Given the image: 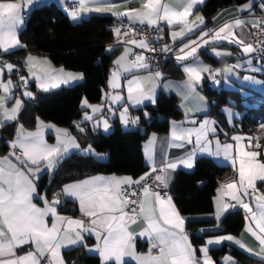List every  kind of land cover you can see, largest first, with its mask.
<instances>
[{"label": "snow or ice", "instance_id": "snow-or-ice-1", "mask_svg": "<svg viewBox=\"0 0 264 264\" xmlns=\"http://www.w3.org/2000/svg\"><path fill=\"white\" fill-rule=\"evenodd\" d=\"M33 2L34 0H0V55L27 47L21 43L18 29L24 23V5H31ZM125 2L138 3L140 6L122 12H111L118 6L111 0H77L79 10L97 13L109 11L117 20V26L111 30L117 38V43L108 46V50L124 46V51L113 61L114 70L110 74L108 87L110 89L126 87L127 96L125 98L120 92L106 93L102 99L110 100L111 104L121 103L119 118L125 126L138 124L140 119L130 115V107L140 106L145 101L155 104L158 85L164 79L160 71H151V65L143 51L137 53L126 46L131 44L141 50H151L146 39L137 40L131 37L124 39L128 37L129 32L135 31L128 28L122 33V21L125 17L130 23L139 22L141 25L146 23L149 27L155 26L157 30H161L160 22L166 23L170 29L179 26L181 31H172L174 42L178 37H184L198 30V39L183 44L178 50L175 56L177 61L194 57L197 48L208 45L210 41L215 43L227 41L229 44L239 46L244 55L258 53L257 58L264 62V16L255 17L252 13L255 0H249L247 4L237 9L239 13L247 11L250 18L242 19L237 16L217 29L210 30L201 28L205 23L202 15H195L191 23L188 19L193 15L194 8L202 4L203 0H183L179 7L162 3V0H125ZM259 7L264 12V2H261ZM69 14L74 20L79 17L78 10H73ZM244 27H248L253 33L254 42H246L234 32V29ZM163 51H170L169 46L165 45ZM216 55H231V53L217 52ZM248 63L251 65V59ZM23 66L27 68L29 76L35 79L37 89L43 92L83 79L82 73L65 72L63 69L54 71L40 68L39 72L43 73L41 75L33 71L38 66V61L31 54L26 57ZM139 70L147 71L148 75L134 74ZM229 70L225 69V71ZM213 71L219 73L221 70H213L202 63L196 66H184L183 72L188 79L179 87L186 93L185 99L195 94L196 84L201 81L202 73L211 74ZM13 72L18 75L16 84L10 78ZM19 72L17 65L0 60V90H2L0 128L9 126L14 128L12 133H8L12 139L3 141L8 152L0 156V264H66L61 249L68 246H81L89 251L94 249L99 254L102 264H126L125 257L132 258L137 264H217L209 252L212 246L225 242H231L244 252L259 257L261 264H264V189L258 187V184L264 185V144L260 143L261 138L234 135L231 137L233 143L222 144L216 136L215 121L208 119L197 121L190 118L188 113L193 109L188 108L184 121H172L168 141L169 146L175 144L176 147L194 144L193 150L183 158L170 160L167 158V149H164L162 159L157 164L153 152L146 149L145 156L149 171L138 178L115 175L91 176L63 185L49 199L47 191H38L39 174L45 170L54 172L67 158L70 149H81V146L68 129H56L57 133L62 134V138L58 136L55 144L47 143L44 138V128L55 126L46 125L38 116L35 117L34 131L27 130L20 123V114L24 109L22 98L34 100L35 95L28 90L29 77L20 75ZM5 73L9 76L6 81L3 79ZM122 73L131 76L126 79V85L123 86L119 83ZM245 79L253 78L245 77ZM253 82L258 81L253 79ZM14 89L21 91L18 95H14ZM13 99L14 104L9 108L8 104ZM111 104L108 107L110 112L113 111ZM81 107L91 109L93 115L85 111L83 120L74 122V127L80 133L86 131L82 125L90 121L93 130L102 124L103 130L108 131V119L103 116L97 118L94 115L102 111L103 104L91 105L87 98H84ZM196 110H199V106ZM144 117L149 118L148 112H144ZM184 124H191L193 127H184ZM261 127L264 128V125ZM213 139L214 152L211 147ZM154 143L155 134L150 139L149 145ZM81 151L85 155H100L91 145H87ZM197 151L216 157L222 153L224 159L230 161L233 176L219 184L217 193H222L224 197L235 203L220 202L218 199L214 219L221 221L222 215L230 208L238 206L243 209L244 231L259 242L258 252H254L241 239L231 234L216 235L207 239L198 249L193 247L185 230L186 219L177 209L173 198L167 192L162 193L161 189L169 187V170L175 171L179 165L187 169L194 167ZM61 196L66 201L78 203L82 218L75 219L59 214ZM34 200H40L43 207L34 203ZM253 201L255 207L252 206ZM49 218H51L50 223ZM140 219L145 222V227L139 233L131 232L129 225ZM85 234L95 237L97 243L93 247L86 244ZM137 235L148 239L151 244L148 253L135 251L134 240ZM25 246H28V250L18 254ZM221 264H239V262L226 255Z\"/></svg>", "mask_w": 264, "mask_h": 264}, {"label": "trees", "instance_id": "trees-1", "mask_svg": "<svg viewBox=\"0 0 264 264\" xmlns=\"http://www.w3.org/2000/svg\"><path fill=\"white\" fill-rule=\"evenodd\" d=\"M248 1L206 0L203 6L197 10L205 20L201 28H209L212 19L221 10L242 5ZM111 21L112 19L109 17L91 16L79 23H71L68 17L54 4L34 8L29 12L24 27L18 35L21 43L27 46L26 50L8 54L5 56L6 59L23 71L22 61L28 52L47 55L55 66L67 71L82 73L83 81L72 87L62 88L50 93L37 92L31 84L30 89L35 95L37 105H32L23 100L24 109L20 114V123L27 130H32L35 127V117L38 116L46 123L66 128L70 133H76L74 122L80 120L82 116L81 101L87 98L89 104L101 103L108 77L113 70V61L121 51L119 47L108 52L105 49L107 45L112 44L114 41L112 33L106 29ZM197 34H194L191 38L196 37ZM200 57L207 63L215 65L214 60L208 54L201 53ZM172 66L173 60H166L161 67L162 73L165 74V77L179 78L180 73L171 70L170 67ZM11 78L13 81L16 80V76ZM201 92L209 100L211 104L209 113L216 118L220 128L225 129L226 132L253 135L256 121L263 116L262 113L260 114V110L264 107V101L258 109L248 111L251 112V115H244L239 122L235 123L233 129H228L224 116L219 110L228 105V97L233 92L212 89L207 83L202 84ZM235 108L239 111L242 110L239 104ZM145 111L149 114V125L143 119ZM130 113L133 116L140 117V127L145 129L144 135H141L138 131L123 133L116 122L114 123L115 130L109 137H103L99 133L96 134L91 130H87L82 138L97 153H106L108 155L107 161L101 162L92 156L71 154L56 168L48 186L45 187L46 175L39 179L38 191L41 192L44 188L48 193V197H50L61 185L88 176L103 174L126 175L137 178L146 172L141 151L146 137L151 133H166L169 122L180 120L183 114L177 107L176 98L162 92L157 95L153 106L130 110ZM158 116H163V119L159 120ZM13 131L14 128L11 126L0 128V134H2L0 155L7 153L8 148L3 141L12 139V136L8 133ZM231 175L232 170L230 168L219 166L206 157L198 158L195 161L193 172L178 171L172 183L171 194L181 215L211 214L216 188ZM69 205L66 203L65 207L68 208ZM68 212L74 214L70 210ZM243 222L242 212L235 210L227 213L220 221L218 224L220 231L201 232L202 229H212L217 226L216 222L212 220L190 221L186 223L185 229L193 247L198 248L204 244L207 237L222 234L238 235L243 228ZM226 248L230 247L223 245L220 248H212L209 255L217 262L225 253ZM232 250V255L238 260L239 264H261L256 259L250 258L235 249ZM80 254L81 257L77 260V264H100L97 256L83 253L81 247L64 252L63 256L69 259Z\"/></svg>", "mask_w": 264, "mask_h": 264}, {"label": "crops", "instance_id": "crops-1", "mask_svg": "<svg viewBox=\"0 0 264 264\" xmlns=\"http://www.w3.org/2000/svg\"><path fill=\"white\" fill-rule=\"evenodd\" d=\"M205 1L206 0H203L202 4L197 5L194 8L193 15L188 18L190 23L194 19L195 15H201V13H199L197 10L203 6ZM111 2L118 5L116 8H113L111 10V12H122V11H125L128 9H131L133 7H139L140 6L138 3H126L125 0H111ZM248 2H246L242 5H245ZM257 2L258 1L255 0L253 7H252V13L254 14L255 17H257V9H256V3ZM162 3H168V4H172L176 7H179L183 3V0H162ZM48 4H54L58 9H60L68 17V19L71 23H79L83 20H87L91 16H105V17L111 18L112 20L116 19L111 14V12H109V11H105L102 13H97L95 11H81L78 9L77 0H34L33 4L24 5V7H23L24 23H25V20L27 18V15L29 14V12L32 9L39 8V7H42L44 5H48ZM72 4H75L74 9L71 8ZM242 5L231 6V7H228V8L221 10L215 16L216 19H214V18L212 19L210 27L206 28L204 30L217 29L220 25L224 24L225 22L233 20V18L237 17V16H239L242 19L250 18L249 13L247 11H245L243 13H239L237 11V9ZM73 10L79 11V17L75 20L72 19V17L69 14ZM124 19L128 20L127 17H125ZM24 23L22 26L19 27L18 35H19V32L23 29ZM135 23H139V22H135ZM160 23H162L165 26V29H164L163 34H162V38L164 41L163 43L161 42L162 47L164 48L165 45L169 46V49H170L169 52H171V54L173 55V58H172L173 66L170 67V69L171 70L173 69V70H176V72H179L180 77L179 78L165 77V74L162 73L164 79L158 85L156 97L160 92H162L164 94L173 95L176 98L177 107L181 111V113L183 114V117L176 122L184 121L186 110L188 108H192L193 111L188 113V116L190 118H194L197 121H203L205 119L215 121V127L217 129L216 136H218V138L222 144L223 143H233V141L231 140V137L234 135H240V136H244V137H259V138H261L260 143L264 144V129L261 130L260 132L254 131L253 135L249 136V135L242 134L240 132H230V131L226 132L225 129L220 128L216 118L209 113L210 112V106H211L209 100L201 92V87H202L203 83H207L208 86L212 89L225 90L228 92H233V94L228 97V100H227L228 105L227 106L236 109L235 106L237 104H239L241 106L242 110H240V111L237 110L238 113L233 112V115L228 110L225 112L224 108L226 106L222 107L219 110V112L224 116L227 128L233 129L235 127V123L239 122L244 115H251V112H248L249 110L258 109L261 106L262 102L264 101V67L254 59L253 53H250L248 55H244L239 46L234 45V44H229L227 41H223V42H219V43H215V42L210 41V43L208 45L198 47L197 53L194 55V57H189L187 60H184V61H177L175 59V56H176L178 50L183 46V44H188V43H190V41L197 40L199 37V31L198 30L194 31L193 33L187 34L184 37H178L176 39V41L174 42L172 39V31L175 30V31L179 32V31H181V28L179 26H173V28L170 29L166 23H164V22H160ZM143 25L148 26L146 23ZM185 31H187V30L185 29ZM234 32L237 35L241 36L246 42H249V43L251 42V35H250V31H249L248 27L234 29ZM196 33H198L196 35V37L191 38V36H193ZM112 36H113L114 41L112 44H109L105 47L107 52L109 51L108 46L114 45V42L117 41V38L113 34H112ZM21 50H26V48L14 49L8 54H11V53H14L17 51H21ZM123 51H124V48H121L120 53L118 54V56L114 60H116L118 57H120L121 54L123 53ZM217 52H228V53H231V55H216ZM201 53H206L209 56H211V58L215 62V65L209 64L206 61H204L200 57ZM8 54L0 55V57L6 56ZM29 54H31L33 57H36L37 61H38V66L36 68H34L33 71H37L41 75L43 73L39 72L40 68H45V69L54 70V71H59L60 69H63L61 67L55 66L52 63V61L50 60V58L47 55H43V54L28 52L27 55L25 56L24 60L26 59V57ZM249 59H251V65H249V63H248ZM24 60L22 61V66H23ZM44 61H47V63H44ZM176 62H180V63L176 64ZM198 63H202L203 65L209 66L213 70L219 69L221 71L219 73H216L215 71H213L211 74L208 72H203L201 81L196 84L195 94L193 96H190L187 99H185L186 93L182 92L181 88L179 87V85H182L188 79L187 75L183 72V67L186 65L196 66ZM225 69H230V70L225 71ZM252 69H259V70L253 71ZM113 70H114V64H113ZM64 71L65 72H72V71H67V70H64ZM23 72L25 73V75L27 77H29V83L33 84L34 89L40 93H50V92L58 91L62 88L72 87V86L77 85L83 81V79H82V80L70 82L67 85L62 84L60 87L51 89L49 92H43V91H40L37 89L35 79L29 76L28 70L24 66H23ZM74 73H80V72H74ZM122 74L124 75L123 85H126V79L131 78V76L128 73H122ZM134 74L141 75V76H147L148 72L145 70H139V71H135ZM218 77H222L221 82L218 81V79H217ZM245 77H252L255 81H258V82H253V79L246 80ZM8 78L9 77H7L6 75H4V77H3V79L5 81ZM11 80H12V78H11ZM122 92L124 94V97L126 98V96H127L126 87L122 88ZM106 93H108V91L105 89L103 91V97L105 96ZM0 94H2V90H0ZM13 94L17 95V91L15 89H14ZM104 100L105 99H102L101 102H103ZM81 103H82V101H81ZM81 103H80V108H81V110H83L82 113H84L85 111L91 112V109L82 108ZM13 104H14V99L8 104V107L11 108ZM93 105H100V104H93ZM181 105H184V107H180ZM145 106H153V104L148 102V101H145L142 105L136 106V107H130L129 109L138 110V109H141ZM198 106H199V110H196ZM261 113L263 116L260 117V119L264 121V107L260 110V114ZM45 124L46 125H54V124L46 123V122H45ZM54 126H55L54 128H52V127H45L44 128V138L47 141V143H49V144H55L58 136H61V138H62V134L57 133L56 129H66V128L58 127L56 125H54ZM183 126L184 127H193V125H191V124H184ZM196 126H198V125H196ZM83 127H85L86 131L91 130L90 126H88V125L83 126ZM171 127H172V121L169 122L168 131L166 133H164V134L151 133L146 137L145 141L143 142L142 147H141V151H142V155H143V164L146 168V172L149 171V165L146 163V156H145L146 149H149L150 151L153 152L154 157L157 161V164H159L161 159H162L164 149H167V158L170 160H178L179 158H183L187 153H189L193 150L194 144H185L184 147H176L175 144L169 146L168 141L170 140ZM35 128H36V124H35V127L29 131H34ZM74 131L76 133H70V134H71V136L76 138L77 142L81 146V149H70L67 157L71 154L76 153V154H80L82 156H92L97 161H101V162L107 161L108 155L106 153H98V154H100L99 156L91 155V154H89V155L83 154L81 150L88 145L86 143V140L84 138H82V135H84V133L86 131L84 133H80L75 127H74ZM91 131L93 132V130H91ZM153 134H155V143H154V145H149V141H150V139L153 138ZM211 138L212 137L210 135V139ZM194 139L195 138H193V140ZM242 142L246 143V141H242ZM211 147H212V150L214 152L215 151V140L214 139H213V143H212ZM5 154H7V153H5ZM5 154H2L0 156H3ZM201 157L209 158L213 162H215L217 165L222 166V167H226V168H230L232 170V175L229 176L224 181L229 180L233 176V168L230 165V161L225 160L222 153L219 157H216V156L210 155L208 153H201V152L197 151L195 154V157H194V167H195V161ZM194 167L191 169H187L183 165H179L175 171L169 170V173H168L170 176L169 187L167 189H164L163 192H167V194L173 198V196L171 194V187H172V183H173V180H174L176 173L178 171L191 173V172H193ZM54 172H49V171L45 170L39 174V179L43 175H46L47 182H46L45 187L48 186V184L50 183V181L54 175ZM96 175L112 176V175H103V174H96ZM96 175H92V176H96ZM115 176L122 177V176H126V175H115ZM89 177H91V176H88V177H85V178H82L79 180H83V179H86ZM39 179L37 180V185H38ZM75 181H77V180H75ZM224 181H222V182H224ZM71 182H73V181H71ZM71 182H68V183H71ZM68 183H65V184H68ZM65 184H63V185H65ZM63 185H61V187L58 190H56L54 193L58 192L63 187ZM218 187H219V185H218ZM258 187H260L261 189H264V185L258 184ZM217 188H216L215 194L213 196V212L211 214H207V215H193V216H183L182 215L186 219V223H188L190 221H209V220L215 221L217 225L220 223V221L218 222L214 219V214H215L216 209H217L218 199L220 200V202H230L233 204L235 203V201H230L229 198L224 197L222 193H217ZM41 192H45V189L43 188V190ZM52 195L49 197V199H51ZM60 199H61V205L58 208V212L60 215L72 217L75 219L82 218L81 213L79 211L78 203L66 201L63 196H61ZM227 199L229 201H227ZM173 202H174V199H173ZM34 203H36L40 207H43V203L40 200H34ZM66 203L70 204L68 208L65 207ZM174 204H175V202H174ZM252 206L255 207L254 201L252 202ZM70 207H73V210H70ZM68 210H70V212H72L74 214L69 213ZM235 210H239L242 212L243 220H244L245 212L243 209L239 208L238 206L235 208H230L227 213L235 211ZM227 213H224L222 215L221 220L226 216ZM50 222H51V218H49V223ZM185 226H186V224H185ZM144 227H145V222L143 221V219H140L136 223L130 224L129 230L131 232H134V233H139ZM244 228H245V220L243 222V228L240 231V233L238 235H233V236L238 238V239H241L244 242V244L248 248L253 249L254 252H258L259 251V242L254 237H252L250 234L246 233L244 231ZM207 230H209V231H206V232H217V231H220L221 229H220V227L217 228V226H215L214 228L207 229ZM222 235H226V234H222ZM210 238H214V236L207 237L205 239V241L207 239H210ZM85 242L89 247H93L97 243L94 236L87 235V234H85ZM134 245H135V251L137 253H142V254L148 253L149 248L151 247V244L149 243L147 238L140 237L138 235L134 240ZM223 245H227L228 247L235 249V250L245 254L246 256H248L250 258H253V259L260 261L259 257L255 256V255H250V254L244 252L238 246H236L235 244H233L231 242H225L221 245L212 246V248H220ZM77 247H81V246H68V247L62 248L61 249L62 256H63L64 252L71 251ZM81 248H82L83 253L88 254V255L97 256L99 258L100 264H102L99 254L94 249L92 251H89L88 249H86L84 247H81ZM27 250H28V246H25L24 248H22L18 252V254H23V252H25ZM197 255H199V252L197 253ZM80 257H81V254L79 256L78 255L72 256L69 259H66L63 256V259L66 262V264H77V260ZM125 262H126V264H137V262L130 257H125Z\"/></svg>", "mask_w": 264, "mask_h": 264}, {"label": "built area", "instance_id": "built-area-1", "mask_svg": "<svg viewBox=\"0 0 264 264\" xmlns=\"http://www.w3.org/2000/svg\"><path fill=\"white\" fill-rule=\"evenodd\" d=\"M261 2H264V0L258 1L256 3L257 17L264 16V12H262L260 7H259V4ZM74 7H75V4H72L71 8L74 9ZM115 26H117V20L116 19L112 20L106 26V29L113 34V32L111 30ZM128 28H132L135 31L129 32L128 37H124V39H128L129 37L135 38L137 40L146 39L147 42L150 44L151 50H141V49H139L136 46L131 45V44H128L126 46L131 48L134 52H137V53L143 51L145 56L148 58V63L151 65V71H157L158 70L162 73L161 67L164 64V62L168 59L173 58V55L171 54V52H169V51L164 52L163 51L164 48L162 47V44L160 41L162 34H163V31L165 29V26L162 23H160V29L161 30H157L155 28V26L149 27V26L141 25V24L135 23V22L130 23L128 20L123 19V21H122V33ZM250 35H251V42L250 43H252V42H254V35L252 32H250ZM116 43H117V41L114 42V45ZM119 48H124V46H120ZM258 55H259L258 53H253L254 59L264 67V62H261L257 58ZM129 59H131V57ZM217 79L219 82L222 81V77H218ZM261 125H264V121L259 119L256 121L255 128H257V129L262 128ZM163 191H164V189H161L162 193H163ZM227 201H229V200L227 199ZM70 210H73V207H70Z\"/></svg>", "mask_w": 264, "mask_h": 264}, {"label": "water", "instance_id": "water-1", "mask_svg": "<svg viewBox=\"0 0 264 264\" xmlns=\"http://www.w3.org/2000/svg\"><path fill=\"white\" fill-rule=\"evenodd\" d=\"M160 41H161L162 43L164 42L162 37H161ZM0 60H3V61H6V62H9V61L6 59L5 56L0 57ZM9 63H10V62H9ZM179 63H180V62H176V64H179ZM18 68H19V67H18ZM19 69H20V68H19ZM19 74H20V75H24V76H26L25 73H24L21 69H20ZM5 75H6L7 77H9L7 73H5ZM12 76H16V80L13 81V83L16 84L17 81H18V75H17V73H16V72H13V73L11 74V77H12ZM26 77H27V76H26ZM109 79H110V75H109V77H108V80H109ZM108 80H107V83H106V90L108 91V93H110V94H115V93H117V92H120V93L124 96V94H123L121 88H118V89H110V88L108 87ZM123 82H124V75L121 74V79H120L119 83L123 86ZM30 88H31V84H30L29 81H28V90L31 91ZM15 90L17 91V95L19 94V91H21V90H19V89H15ZM31 92H32V91H31ZM22 99H23L24 101H26V102L32 104V105H37V101H36V99H34V100H28L27 98H22ZM99 104H100V105L103 104V105H104V108L102 109L101 112H97V113H95L94 115H95L97 118L103 116V117H106V118L108 119V123H109V129H108V131H104V130H103V126H102V124H101V126H100L99 128H97L96 130H93V124H92L91 121H90V122H87V123H84L82 126H87V125L90 126L91 130H93L94 133H96V134L99 133V134L102 135L103 137H109L111 134H113V132H114V130H115V127H114V123H115V122L118 123V125H119V127H120V130H121L123 133L130 132V131H138L141 135H144V134H145V129L140 127V125H141V119H139L138 124H135V125L129 124V125L125 126V125H123V124L121 123V120H120V118H119L120 111L122 110V108H121V103L111 104L110 100H104L103 102H101V103H99ZM109 104H111V108H112V110H113V111H111V112L108 110ZM130 110H131V109H129V113H130ZM88 113H89L90 115H93L92 112H88ZM83 115H84V113H82V116H81L80 120H78L77 122H81V121L83 120ZM130 115H131V113H130ZM131 116H132V117H138V116H133V115H131ZM143 119L146 121V124H147V125L150 124L149 118H145V117H144V113H143ZM158 119H159V120L163 119V116H158ZM232 252H233V250H232L231 248H226L225 253H224V254H223V255L217 260V264H221L223 257H225L226 255H230L231 257H233ZM233 258H234L235 260H237L235 257H233ZM237 261H238V260H237Z\"/></svg>", "mask_w": 264, "mask_h": 264}, {"label": "rangeland", "instance_id": "rangeland-1", "mask_svg": "<svg viewBox=\"0 0 264 264\" xmlns=\"http://www.w3.org/2000/svg\"><path fill=\"white\" fill-rule=\"evenodd\" d=\"M224 109H225V112L228 110L232 115H233V112L238 113L237 109H234V108H231V107H228V106H226ZM263 129L264 128H259V129L255 128V132H260Z\"/></svg>", "mask_w": 264, "mask_h": 264}]
</instances>
